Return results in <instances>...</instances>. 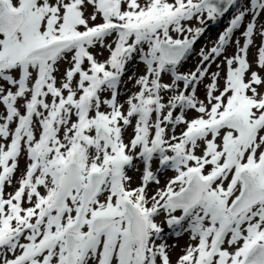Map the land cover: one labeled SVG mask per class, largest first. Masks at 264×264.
Instances as JSON below:
<instances>
[{
    "label": "snow or ice",
    "instance_id": "6c2138e0",
    "mask_svg": "<svg viewBox=\"0 0 264 264\" xmlns=\"http://www.w3.org/2000/svg\"><path fill=\"white\" fill-rule=\"evenodd\" d=\"M237 6L195 71L181 72L206 22ZM262 14L264 0H0V264H172L163 225L191 241L176 264H264ZM221 58L222 86L210 71ZM134 60L145 71L125 109Z\"/></svg>",
    "mask_w": 264,
    "mask_h": 264
},
{
    "label": "rangeland",
    "instance_id": "374dc122",
    "mask_svg": "<svg viewBox=\"0 0 264 264\" xmlns=\"http://www.w3.org/2000/svg\"><path fill=\"white\" fill-rule=\"evenodd\" d=\"M171 2V0H170ZM242 3L243 4H247L248 3V0H242ZM233 8V7H232ZM232 8L227 12V14L225 15V18L220 20V22L218 23L217 20L215 21H207L206 24L203 26L205 27L206 31L204 32L203 36L198 40V42L195 44L194 46V52L191 53L188 58L183 62L181 68H180V71L183 72V73H188V72H192V71H195L196 69V66L198 65L199 63V56L197 55V53H199L200 49L202 47H205V48H211L213 46V43L217 40L218 36L220 33H222L228 26H229V22L230 20L233 18V16L237 13V11L239 10V7H237V9H235L234 13L231 11ZM248 19H250V17H248ZM260 20L262 22H264V14L261 15L260 17ZM101 21H97V23H99ZM218 23V24H217ZM190 26L192 27H199L200 25L198 24V22L196 20H193L191 22H189ZM173 37L174 38H177V34L176 33H172ZM234 39L236 40H239L240 43L242 44L243 43V38L240 36V32L237 31L236 34H235V37ZM109 43H111V39L108 41ZM261 43V39L259 37V35L257 34L255 37H254V44L253 46L250 48L249 50V60L252 61L255 59V56H256V52H257V47L260 45ZM94 55H96V58L97 60L99 61H103L105 60L109 53L106 49H100V48H96V49H93L92 50ZM235 51V46L234 45H231L229 46L228 48V51H227V55H232ZM216 63H219L221 64V68L218 70L216 68ZM216 63H213L211 64V67H210V71L212 72H216V71H219L220 72V85L222 86L223 83H224V80H223V77L225 75V72H226V67L224 66L223 64V59H218L216 61ZM70 65L68 62H61L59 68H58V71L56 73L57 75V78H58V84L60 82V77L62 76V74L64 73L65 69L68 68ZM144 71H145V68L143 66L142 63H140L139 61L137 60H134L132 61L131 63H129L127 65V68H126V72H125V75L122 77V82H121V85H120V88H119V102L121 104H124V107L125 109L127 108V105L125 103V101L131 96V95H134L135 93H137L139 91V86H137L135 84V79L138 78L139 76L143 75L144 74ZM261 75H264V72L261 73ZM133 77V79H129V77ZM164 82L165 83H168L170 82V78L168 75H165L164 76ZM208 79H205L202 83H200L198 89H197V92H196V95L198 96V98L200 100H204L205 98V92H206V88H205V85L208 83ZM182 87V85H181ZM105 97L108 96V93L106 92L105 94ZM49 100L50 102V97L49 98H46ZM22 103V101H21ZM104 110V109H102ZM3 108L2 106H0V114L3 113ZM21 112L24 111L23 108L20 109ZM178 114V113H177ZM197 115V113H195L194 110H190L187 112V118L190 120L192 118H194L195 116ZM135 124V119L133 120V125ZM14 127L15 125H13V130H14ZM183 125L181 126H178L176 129H175V134L177 136L180 135L182 129H183ZM134 133H133V128L132 127H129L126 131V134H125V142H128L132 137H133ZM169 135H171V132L169 133ZM0 143H5V141L0 138ZM197 154L199 155V151L197 152ZM26 157L22 156L19 160V168L17 170V172L15 173V177L12 181V184L10 186L6 185L5 186V189H4V192H5V198H7V195L9 193H14V191L18 188V181L22 175V173L25 171V168H26ZM157 167V162H154L153 163V170L155 171ZM140 169L141 171L140 172H136V171H130L129 172V175H132L133 176V187H136L139 185L140 183V180H139V177L142 173V170H143V166L140 165ZM174 175V173L172 171H165V172H162L160 173L159 175V178H160V185L159 187H163L164 184L167 182V180L169 178H171L172 176ZM158 186L155 185V184H151L149 186V191L150 192H153L155 191V189L157 188ZM179 213H177L178 215ZM163 217L159 218L158 219V222L160 220H162ZM164 227V231L165 233H167V242L169 245H172V244H175L176 246L174 248H169V255H170V258H171V261H172V264H176V260L184 254V249L187 247V245L191 242L189 240V236L187 234H184L182 236H180L179 238H176V237H173L170 230L167 228L166 225H163Z\"/></svg>",
    "mask_w": 264,
    "mask_h": 264
},
{
    "label": "trees",
    "instance_id": "16d2710c",
    "mask_svg": "<svg viewBox=\"0 0 264 264\" xmlns=\"http://www.w3.org/2000/svg\"><path fill=\"white\" fill-rule=\"evenodd\" d=\"M237 7H238V6H237ZM237 7H233L231 11L234 13V11H235V9H237ZM224 18H225V16L222 17V18H219V19L217 20V22L219 23L220 20H222V19H224ZM218 23H217V24H218Z\"/></svg>",
    "mask_w": 264,
    "mask_h": 264
},
{
    "label": "water",
    "instance_id": "95a60500",
    "mask_svg": "<svg viewBox=\"0 0 264 264\" xmlns=\"http://www.w3.org/2000/svg\"><path fill=\"white\" fill-rule=\"evenodd\" d=\"M227 14V13H226Z\"/></svg>",
    "mask_w": 264,
    "mask_h": 264
}]
</instances>
